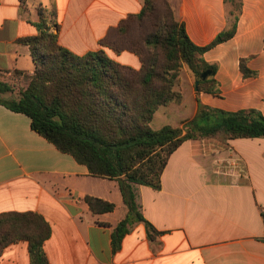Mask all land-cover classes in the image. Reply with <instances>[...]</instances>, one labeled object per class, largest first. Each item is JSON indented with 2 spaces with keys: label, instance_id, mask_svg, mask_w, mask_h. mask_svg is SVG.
I'll use <instances>...</instances> for the list:
<instances>
[{
  "label": "crops",
  "instance_id": "crops-1",
  "mask_svg": "<svg viewBox=\"0 0 264 264\" xmlns=\"http://www.w3.org/2000/svg\"><path fill=\"white\" fill-rule=\"evenodd\" d=\"M143 1L0 0V73H33L30 49L19 39L38 33V7L54 12L58 29L52 31L71 53L102 49L114 61L139 69L135 54H116L100 40L110 27L138 14ZM167 2L197 46L229 27L224 0ZM241 3L234 36L203 54L216 66L218 92L198 97L210 108L264 115V0ZM241 60L253 75L243 76ZM182 90L180 106L185 90L195 101L193 82ZM176 105L160 107L154 117L160 109L162 118L175 117ZM196 111L197 105L179 119H191ZM206 143L183 142L170 155L159 190L136 185L143 217L163 234L151 242L144 224L134 223L113 254L111 233L127 215L117 181L91 176L86 166L33 131L26 115L0 104V214L31 211L45 219L51 228L43 244L49 264H264V138L227 140L216 148ZM85 196L115 208L94 215ZM0 264H30L27 243L7 246Z\"/></svg>",
  "mask_w": 264,
  "mask_h": 264
},
{
  "label": "trees",
  "instance_id": "trees-1",
  "mask_svg": "<svg viewBox=\"0 0 264 264\" xmlns=\"http://www.w3.org/2000/svg\"><path fill=\"white\" fill-rule=\"evenodd\" d=\"M224 4L229 27L211 43L197 46L174 17L167 0H144L138 14L110 27L100 40L101 46L116 54H135L139 69L114 61L102 49L75 55L63 48L52 31L58 29L54 12L42 7L37 9L38 33L19 39L30 49L34 70L31 75L15 71L27 76L28 83L17 97L0 99V104L26 115L33 131L86 166L91 176L117 181L127 215L111 233L113 254L121 249L134 223L144 224L151 242L163 234L143 217L136 185L159 190L167 161L183 142L215 140L226 144L238 138H264V115L259 111L210 108L198 97L200 92H218L216 66L207 63L203 54L232 38L236 31L241 0H224ZM183 65L194 82L198 81L197 111L181 127L164 125L154 130L151 122L155 112L183 101V94L175 90ZM206 70L210 75L200 80ZM240 70L243 76L253 75L244 60ZM11 91V86L0 80V93ZM84 201L94 215L115 208L97 197L85 196ZM50 235L49 224L38 213L0 214V255L10 244L25 241L30 264H49L43 244Z\"/></svg>",
  "mask_w": 264,
  "mask_h": 264
},
{
  "label": "rangeland",
  "instance_id": "rangeland-1",
  "mask_svg": "<svg viewBox=\"0 0 264 264\" xmlns=\"http://www.w3.org/2000/svg\"><path fill=\"white\" fill-rule=\"evenodd\" d=\"M230 9V8H229ZM230 20L232 21V18L230 17ZM179 83L175 86V90L178 91L179 93L183 94V86L187 84V82L191 81L194 83V77L191 74V72L187 69L185 65L182 66V69L179 73ZM0 80L4 81V83H7L8 85L11 86L12 91L10 93H0V99H11L14 97H17L18 92L22 89H24L28 83V78L27 76L23 75H18L14 73H11L10 75L5 74V75H0ZM190 84V83H189ZM190 87H192L190 85ZM184 105L185 106H180V104H177L174 106L175 109H177V114L173 118L168 116L169 118H162L160 115L162 113V109L159 110L158 114L154 117L151 127L154 130L160 129L162 126L166 124L174 125V127H181L183 121L179 118H188L192 112V109L195 108L196 104L191 96V93L189 91H184ZM183 105V104H182ZM179 119V120H178ZM178 120V121H177ZM168 122V123H165ZM206 144L211 145L213 148L217 147V144L219 143L218 141L215 140H208ZM220 144V143H219Z\"/></svg>",
  "mask_w": 264,
  "mask_h": 264
},
{
  "label": "water",
  "instance_id": "water-1",
  "mask_svg": "<svg viewBox=\"0 0 264 264\" xmlns=\"http://www.w3.org/2000/svg\"><path fill=\"white\" fill-rule=\"evenodd\" d=\"M211 71L210 70H206L204 71L201 75H200V80H205L209 75H210ZM197 84H198V81H195L194 82V88L195 90L197 89Z\"/></svg>",
  "mask_w": 264,
  "mask_h": 264
}]
</instances>
